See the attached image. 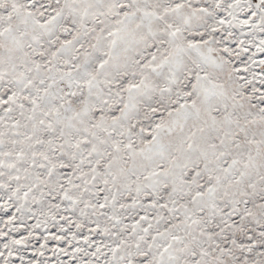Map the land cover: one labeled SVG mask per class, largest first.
Returning a JSON list of instances; mask_svg holds the SVG:
<instances>
[{
    "label": "snow or ice",
    "instance_id": "6c2138e0",
    "mask_svg": "<svg viewBox=\"0 0 264 264\" xmlns=\"http://www.w3.org/2000/svg\"><path fill=\"white\" fill-rule=\"evenodd\" d=\"M0 264H264V0H0Z\"/></svg>",
    "mask_w": 264,
    "mask_h": 264
}]
</instances>
